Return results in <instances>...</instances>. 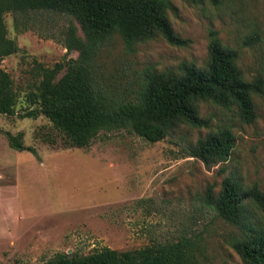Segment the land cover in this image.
Returning a JSON list of instances; mask_svg holds the SVG:
<instances>
[{
	"label": "rangeland",
	"instance_id": "1",
	"mask_svg": "<svg viewBox=\"0 0 264 264\" xmlns=\"http://www.w3.org/2000/svg\"><path fill=\"white\" fill-rule=\"evenodd\" d=\"M166 1L168 21L184 45L156 36L128 50L112 35L94 59L101 87L114 98L128 99L146 68L175 70L182 61L202 67L214 35L237 52L246 79L262 80L260 93L252 96L255 119L243 123L233 108L199 101L198 113L209 120L208 127L180 125L155 142L124 129L100 131L88 146L69 147L41 114L16 115L26 106L33 60L50 67L76 56L66 54L61 43L67 20L30 12L25 25L14 26L5 13L6 36L18 51L0 60L16 92L15 114H0V264H33L55 253L85 254L102 246L125 250L180 238L192 242L197 264H244L230 245L237 230L206 203V194L209 188L215 195L227 175L264 192V0ZM222 125L235 135L225 162L206 168L184 155L186 144ZM4 131L21 132L23 145L36 156L12 149ZM249 211L264 225L260 211L250 205Z\"/></svg>",
	"mask_w": 264,
	"mask_h": 264
},
{
	"label": "trees",
	"instance_id": "2",
	"mask_svg": "<svg viewBox=\"0 0 264 264\" xmlns=\"http://www.w3.org/2000/svg\"><path fill=\"white\" fill-rule=\"evenodd\" d=\"M216 5L220 0H209ZM166 0H0V60L18 51L6 36L3 15L10 13L14 26L25 25L32 13L62 15L67 26L61 43L75 57H64L52 66L33 60V81L25 94L26 106L19 118L41 114L69 147H86L100 131L124 129L148 142L162 139L180 125L208 127L209 120L198 113L199 101L233 108L243 123L256 113L252 96L260 93L258 76L246 79L237 66V52L211 35L202 67L180 62L175 70L160 72L146 68L136 94L117 99L101 87L94 75V59L101 46L114 34L126 49L160 36L173 46L184 45L166 16ZM253 38H247L249 43ZM16 92L9 73L0 67V114H15ZM8 145L17 151L24 146L22 133L4 131ZM44 136V140H49ZM235 135L227 125L217 127L183 148L185 156L196 158L206 168L225 162L234 146ZM206 203L232 225L237 234L230 245L244 264H264V225L253 221L249 205L263 214L264 192L256 184L244 187L225 176L215 195L208 192ZM264 224V223H263ZM33 264H197L193 244L187 238L151 242L138 248L116 250L102 246L85 254L55 253Z\"/></svg>",
	"mask_w": 264,
	"mask_h": 264
}]
</instances>
